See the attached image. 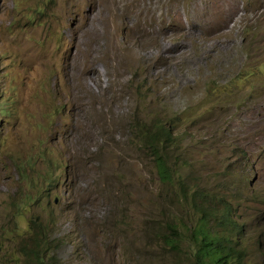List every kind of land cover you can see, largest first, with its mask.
I'll list each match as a JSON object with an SVG mask.
<instances>
[{"label":"rangeland","instance_id":"obj_1","mask_svg":"<svg viewBox=\"0 0 264 264\" xmlns=\"http://www.w3.org/2000/svg\"><path fill=\"white\" fill-rule=\"evenodd\" d=\"M263 57L264 0H0V264H26L43 209L57 264H202L204 205L242 226L236 264H264V69L237 79ZM177 113L171 185L136 127ZM170 222L178 250L155 234Z\"/></svg>","mask_w":264,"mask_h":264},{"label":"trees","instance_id":"obj_2","mask_svg":"<svg viewBox=\"0 0 264 264\" xmlns=\"http://www.w3.org/2000/svg\"><path fill=\"white\" fill-rule=\"evenodd\" d=\"M264 58V57H263ZM262 58L257 59L254 63L255 65H247V70L245 75H240L237 77L239 80H244V82L249 83L253 75L261 74L264 67V60ZM244 63V62H241ZM262 67V68H260ZM235 77L232 78V82L235 81ZM230 83L222 84V91ZM216 88V87H215ZM228 90V93L231 95L233 90ZM50 115H55L58 112V108L54 107ZM181 114H175L173 116H166L163 118H155L148 125L144 127L137 126L138 129L136 133L137 141L141 144L142 148L145 149L148 154L153 158L155 166L157 168V173L159 179L163 183L176 185L179 173V164L176 160L170 159V155L167 154V149L174 144L177 139V130L176 126H180L182 123ZM67 169V168H65ZM67 172V171H66ZM179 178H181L179 176ZM111 183L116 186L121 184V179L118 176H115ZM183 183H179V187L182 188ZM113 190V189H112ZM184 191V188H183ZM119 193V189L113 190L112 193ZM203 190L197 188L192 190V193L195 195V198L202 203L205 200H200L197 196L202 194ZM206 197V193H204ZM118 197H122L120 194ZM26 202H29L25 203ZM44 198L40 194L36 193L31 196L30 194H24V200L22 201L21 207H27L34 204H39L42 206ZM26 205V206H25ZM21 215V213H18ZM200 216L198 218L199 223L192 230H189L188 236L194 238L195 240V255L202 259V264H236L241 256L236 254V246L239 244V234L242 231V226L233 220L232 209L226 207L224 210V229L222 231L215 230L210 222L214 219L210 216L207 211V207L204 205L199 212ZM123 221L116 219L114 222L110 221V227L115 224H120ZM128 223V221L126 222ZM56 224V215L46 209H43L42 212L31 215L29 218V228L28 231L31 235L30 244L23 246L25 263L26 264H57V255L56 251L59 246L64 242L65 237H53V228ZM231 225L229 229L228 225ZM166 229H156L155 234L159 240H163V243L172 250H178L183 240L188 238L186 237L180 226H177V223H166ZM7 229L12 231V228L7 226ZM69 237V236H66ZM22 252V251H21Z\"/></svg>","mask_w":264,"mask_h":264},{"label":"bare ground","instance_id":"obj_3","mask_svg":"<svg viewBox=\"0 0 264 264\" xmlns=\"http://www.w3.org/2000/svg\"><path fill=\"white\" fill-rule=\"evenodd\" d=\"M87 47H88V46H87ZM78 49H81V48L79 47ZM87 50H88V49H87ZM83 52H84V51H83ZM83 52H82V53H83ZM78 53H79V52H78ZM78 53H77V54H78ZM82 53H81V54H82ZM85 53H86V52H85ZM85 53H84V54H85ZM87 53H88V51H87ZM85 55H86V54H85ZM78 56H79V55H78ZM83 56H84V55H83ZM74 57H75V56H74ZM74 59H75V58H74ZM86 59H87V58H86ZM72 60H73V59H72ZM87 61H89V60H87ZM79 62H80V61H79ZM82 63H83V62H82ZM86 63H87V62H86ZM71 64H72V63H71ZM77 65H78V62H77Z\"/></svg>","mask_w":264,"mask_h":264}]
</instances>
